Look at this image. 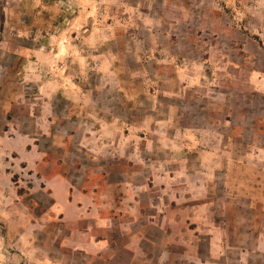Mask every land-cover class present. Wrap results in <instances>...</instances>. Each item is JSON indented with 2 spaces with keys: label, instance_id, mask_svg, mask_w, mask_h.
<instances>
[{
  "label": "rangeland",
  "instance_id": "374dc122",
  "mask_svg": "<svg viewBox=\"0 0 264 264\" xmlns=\"http://www.w3.org/2000/svg\"><path fill=\"white\" fill-rule=\"evenodd\" d=\"M11 263L264 264V0H0Z\"/></svg>",
  "mask_w": 264,
  "mask_h": 264
},
{
  "label": "crops",
  "instance_id": "0c3cea01",
  "mask_svg": "<svg viewBox=\"0 0 264 264\" xmlns=\"http://www.w3.org/2000/svg\"><path fill=\"white\" fill-rule=\"evenodd\" d=\"M84 24H85V22L82 23V25H84ZM42 47H46V45L41 46V48L39 47L38 49L42 50ZM35 51H36L37 54H39V56H40L41 54H43V52H39V51H37V50H35ZM79 53H80V52H79ZM82 55H84V54H83V53L79 54V59H80V60L83 59V58H82ZM34 65L36 66V64H33V66H34ZM2 244H3V243H2ZM11 264H12V263H11Z\"/></svg>",
  "mask_w": 264,
  "mask_h": 264
}]
</instances>
